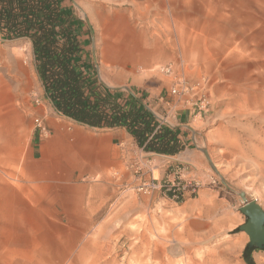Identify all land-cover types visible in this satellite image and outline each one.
I'll use <instances>...</instances> for the list:
<instances>
[{
	"label": "rangeland",
	"instance_id": "obj_1",
	"mask_svg": "<svg viewBox=\"0 0 264 264\" xmlns=\"http://www.w3.org/2000/svg\"><path fill=\"white\" fill-rule=\"evenodd\" d=\"M67 5L81 22L83 56L96 82L141 99L158 121H170L162 98L186 108L203 95L208 99L207 110L197 120L194 115L190 127L198 157L195 163L143 157L150 168L145 179V167L131 168L140 163L132 156L119 171L126 175L129 169L133 184L120 178L118 168L88 179L75 171V187L98 185L91 210L86 196L90 216L37 210L33 201L24 207L18 195L28 199L35 191L23 179L34 168L27 163L29 151L37 144L43 162L55 161L52 122L87 134L106 132L59 115L45 96L31 43L0 39V264H264V249L247 251L239 197L244 192L264 210V0ZM165 66L174 74H165ZM179 79L195 89L173 95ZM79 142L88 160L93 148L85 139ZM153 179L185 190L178 200L165 188L138 191Z\"/></svg>",
	"mask_w": 264,
	"mask_h": 264
},
{
	"label": "trees",
	"instance_id": "obj_2",
	"mask_svg": "<svg viewBox=\"0 0 264 264\" xmlns=\"http://www.w3.org/2000/svg\"><path fill=\"white\" fill-rule=\"evenodd\" d=\"M80 25L67 0H0V39L31 43L45 96L59 115L95 130H125L145 153H182L185 146L177 133L159 129L141 99L112 91L92 78ZM252 250L256 249L247 247Z\"/></svg>",
	"mask_w": 264,
	"mask_h": 264
},
{
	"label": "crops",
	"instance_id": "obj_3",
	"mask_svg": "<svg viewBox=\"0 0 264 264\" xmlns=\"http://www.w3.org/2000/svg\"><path fill=\"white\" fill-rule=\"evenodd\" d=\"M161 101L164 111L166 110L168 118H170L169 126H163V128L168 127L173 129L185 146V150L175 156H156L172 159L176 163H195L198 156L195 149L191 148L193 144L191 139L195 132L190 129L192 122L198 118L195 108L192 106L188 108L183 107L182 103H179L177 100L169 101L162 98ZM146 107L149 109L147 105ZM149 110L151 111V109ZM193 117L195 118L194 120ZM50 125L55 129L56 133V136L51 139L55 161L43 162L44 153L42 152V148L37 146V144H34L31 151H29V161L27 163L33 165L34 168H32V171L25 172L23 179L24 181L28 179L35 191L32 197H28V199L25 196L26 194L22 195V198L21 194L18 195L20 197L19 200L23 201L24 207L29 206V204H26V201H33L37 210L41 206L44 209L51 208L59 211L58 213L64 216L72 215L71 212L73 211L74 213V210L78 211V216L93 215V213L85 211L86 206L84 204L88 194V208L91 210L92 205H90V201L93 200L95 201L94 204L96 203L98 185L86 182L85 184H77L79 187H75V171L80 172L81 175L86 176L88 179L98 175L105 176L110 169L118 168L120 178L129 180L128 184H133L135 177L132 175V172H128L129 169L125 167L128 170L126 175H122L121 171H119L120 163L124 162L128 165V159L135 156V158L139 159L140 164L144 165L141 162V158L155 155L142 153V150L138 151L137 146L134 145L136 144L134 138L125 130H111L104 134L93 135L91 133L87 134L79 128L68 127L67 130L64 124L52 122ZM77 139L78 141H75ZM82 139H85L93 148L89 153L90 157L88 160L80 155L79 149L81 145L79 141ZM76 158L83 161L80 162ZM147 165H145L146 171H144L145 179L149 178V175L146 173L150 168ZM131 168L135 169L134 164ZM38 190L45 191L41 193L47 192V194L38 195ZM75 190H78V192H75ZM43 200L47 201L44 207L42 206L44 205Z\"/></svg>",
	"mask_w": 264,
	"mask_h": 264
},
{
	"label": "built area",
	"instance_id": "obj_4",
	"mask_svg": "<svg viewBox=\"0 0 264 264\" xmlns=\"http://www.w3.org/2000/svg\"><path fill=\"white\" fill-rule=\"evenodd\" d=\"M162 71L165 74L168 75H173L174 74V70L171 66H165L162 68ZM195 87L190 86L189 84H187L184 80L179 79L177 82V86H175L172 89V94L173 95H181V94H187L189 93L191 90H194ZM209 106V101L208 99L203 95L201 96L198 101L194 104V108L196 110V115L197 116H201L208 108ZM35 123L37 124L38 127H41V122L39 119H37L35 121ZM158 128H162L163 125L169 126V121L166 119L162 120V121H158ZM142 150V149H141ZM143 153V150L141 151ZM135 170L136 172H138L139 170L143 169V165H141L138 161H136L135 163ZM166 189V192H173V198L178 200L179 196L181 195V193L183 192V190H185V188H181V187H177V188H173V187H168V186H163L161 185V183H156L155 179H153V182L151 183H145L144 185H142L138 191L142 192L144 194L150 193L152 190H162V189Z\"/></svg>",
	"mask_w": 264,
	"mask_h": 264
},
{
	"label": "water",
	"instance_id": "obj_5",
	"mask_svg": "<svg viewBox=\"0 0 264 264\" xmlns=\"http://www.w3.org/2000/svg\"><path fill=\"white\" fill-rule=\"evenodd\" d=\"M243 206L242 214L247 222L240 227L249 237V249H264V210L255 200H248L244 192L239 194Z\"/></svg>",
	"mask_w": 264,
	"mask_h": 264
},
{
	"label": "bare ground",
	"instance_id": "obj_6",
	"mask_svg": "<svg viewBox=\"0 0 264 264\" xmlns=\"http://www.w3.org/2000/svg\"><path fill=\"white\" fill-rule=\"evenodd\" d=\"M75 141H78V139L77 140H75ZM222 165V164H221ZM218 167V166H217Z\"/></svg>",
	"mask_w": 264,
	"mask_h": 264
}]
</instances>
